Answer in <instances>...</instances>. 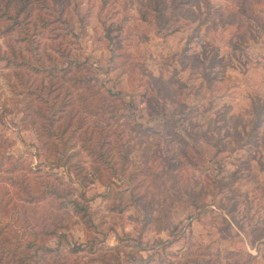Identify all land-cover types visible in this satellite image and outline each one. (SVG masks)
<instances>
[{"label":"rangeland","instance_id":"obj_1","mask_svg":"<svg viewBox=\"0 0 264 264\" xmlns=\"http://www.w3.org/2000/svg\"><path fill=\"white\" fill-rule=\"evenodd\" d=\"M70 11L77 40L66 43L69 50L87 58L99 81L120 93L119 108L134 121L110 128L122 130V146L129 147L122 175L134 174L128 187L113 178L104 197L108 175L100 180L89 173L92 218L106 243L135 250L127 245L132 240L116 236L137 237L145 218L143 246L154 248L143 256L172 258L184 246L206 244L221 264L227 262L224 249L243 252L233 264H264V0H74ZM46 35L41 44L53 52ZM9 71L0 62L7 108L0 131L15 140L12 152L43 162L33 132L20 122L23 97L4 81ZM113 138L107 147L119 172L123 160ZM77 157L90 166L85 152ZM141 195L143 201L134 199ZM64 223L71 242L86 241L89 231L77 216L66 214ZM160 239L172 244L161 249ZM91 256L74 258L99 264Z\"/></svg>","mask_w":264,"mask_h":264},{"label":"trees","instance_id":"obj_2","mask_svg":"<svg viewBox=\"0 0 264 264\" xmlns=\"http://www.w3.org/2000/svg\"><path fill=\"white\" fill-rule=\"evenodd\" d=\"M73 5L74 0H0V38L5 46L0 51V62L10 69L4 81L13 94L22 95L20 122L33 132L36 152L44 159L33 164L24 155L15 154L11 151L15 140L0 131V264H78L74 255L86 252L99 264H221L210 257V246L206 244L198 250L184 246L171 252L172 258L143 256L142 250L154 248L153 244L143 246L141 234L150 222L145 218L140 221L137 237L116 236L119 242L132 240L127 245L134 247L133 251L119 243L109 246L106 233L98 230L90 208L93 198L86 190L89 173L100 180L108 175L102 181L106 187L101 194L104 197L116 184L113 178L122 179L128 187L134 174L125 179L122 175L129 147L122 146V130L110 132V128L124 125V120L130 125L134 121L119 108L124 104L120 93L99 81L87 58L69 50L66 43L77 40L67 14ZM141 16L148 20L146 12ZM78 22L81 26L82 20ZM44 34L51 40L53 52L41 44ZM6 112L0 98V117ZM133 131L139 134V130ZM111 134L114 153L123 160L119 172L107 147ZM76 143L79 152L73 150ZM82 152L90 158L89 167L77 157ZM144 197L134 199L143 201ZM35 205L43 210L37 211ZM26 208L29 213L24 215ZM66 214L77 216L89 231L84 243L68 238ZM134 221L139 222L138 217ZM49 238L55 239L53 246L47 243ZM157 243L166 249L172 240L160 239ZM242 254L240 250L224 249V264H233L230 260L241 259Z\"/></svg>","mask_w":264,"mask_h":264}]
</instances>
